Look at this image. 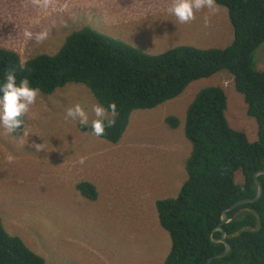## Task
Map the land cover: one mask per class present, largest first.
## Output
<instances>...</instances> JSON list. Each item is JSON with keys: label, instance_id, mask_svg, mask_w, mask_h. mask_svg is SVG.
I'll list each match as a JSON object with an SVG mask.
<instances>
[{"label": "rangeland", "instance_id": "rangeland-1", "mask_svg": "<svg viewBox=\"0 0 264 264\" xmlns=\"http://www.w3.org/2000/svg\"><path fill=\"white\" fill-rule=\"evenodd\" d=\"M170 3L0 0V46L15 48L23 60L37 52L54 53L72 25L108 32L153 54L182 44L225 47L233 41L225 6L214 15L201 10L195 20L180 24L168 14ZM42 31L47 38L37 42L35 35ZM256 63L264 69V44L256 50ZM216 84L227 93L231 126L257 139V122L226 70L191 82L155 108L134 110L118 144L89 130L92 106L100 102L87 85L71 82L49 95L40 92L26 116L32 138L0 128V214L6 229L46 264H163L172 242L159 222L156 201L176 196L185 181L191 151L186 111L202 88ZM76 104L89 113L88 129L65 118ZM167 116L178 117L179 125L171 127ZM33 140L44 142L47 151L36 152ZM235 177L241 181L242 172ZM82 181L95 185L96 199L77 188Z\"/></svg>", "mask_w": 264, "mask_h": 264}, {"label": "trees", "instance_id": "trees-1", "mask_svg": "<svg viewBox=\"0 0 264 264\" xmlns=\"http://www.w3.org/2000/svg\"><path fill=\"white\" fill-rule=\"evenodd\" d=\"M216 2L227 8L234 29V39L225 47L182 44L153 54L88 25H72L57 51L37 52L27 60L15 48L0 46V79L14 71L18 82L27 78L45 95L71 82L84 83L105 108L115 103V124L102 137L113 144L121 141L134 110L155 108L181 95L191 82L219 71L232 75L248 116L257 122V139L231 126L222 85L195 95L185 121L191 143L187 177L176 196L156 201L159 222L172 242L163 264H208L210 258L211 264H264V191L258 201L228 212L232 217L239 211L223 224L232 245L227 256H218L225 244L213 241L222 235L215 228L223 211L257 194L254 173L264 169V69L256 63V50L264 44V0ZM167 122L173 128L179 125L176 116H167ZM15 134L22 135V130ZM239 170L243 179L238 182ZM259 179L264 187V174ZM77 188L88 199L97 198L93 183L82 181ZM0 264H46L6 229L1 214Z\"/></svg>", "mask_w": 264, "mask_h": 264}, {"label": "clouds", "instance_id": "clouds-1", "mask_svg": "<svg viewBox=\"0 0 264 264\" xmlns=\"http://www.w3.org/2000/svg\"><path fill=\"white\" fill-rule=\"evenodd\" d=\"M207 9L209 14H216L220 6L216 0H171L167 11L174 16L180 24H187L196 19V13ZM210 21L206 15L204 18L205 27L209 26ZM31 38V33H26ZM47 38V32L42 31L35 35L37 42ZM40 90L33 87L27 78L17 81L14 71H8L0 79V128L6 133L12 134L22 130L24 137H33L29 129L24 128L25 117L29 114L32 106L36 103ZM94 119L91 120V133L96 137H103L106 128L115 124L117 109L115 103L105 108L102 104H94L91 109ZM66 119L78 121L79 124L89 127V113L80 104L69 107L66 110ZM39 138L38 135H35ZM40 139V138H39ZM31 146L36 152L47 151L44 142L32 141ZM84 161L81 160V163Z\"/></svg>", "mask_w": 264, "mask_h": 264}, {"label": "water", "instance_id": "water-1", "mask_svg": "<svg viewBox=\"0 0 264 264\" xmlns=\"http://www.w3.org/2000/svg\"><path fill=\"white\" fill-rule=\"evenodd\" d=\"M261 174H264V169L258 170V171H256L254 173V178H255V181H256V183L258 185L257 194L254 197L241 199V200L237 201L232 206H230L229 208H227V209H225L223 211V213H222V221L215 228V231H221L222 232V235H221V237L219 239H214L213 238V241H215V242H222V243L225 244V250H224L223 253H221V254L218 255L219 257L227 256L231 252V250H232V245L226 239L227 233H226V231H225V229L223 227V224L228 223V222L232 221L233 219H235L238 216L239 211H236L232 217H229L228 212L230 210L234 209V208H237L238 206H240L242 204L252 203V202L258 201L262 197L263 191H264V187H263L262 182L259 179V176ZM211 261H212V258L209 259L208 264H211ZM218 264H227V263L221 262V263H218Z\"/></svg>", "mask_w": 264, "mask_h": 264}]
</instances>
